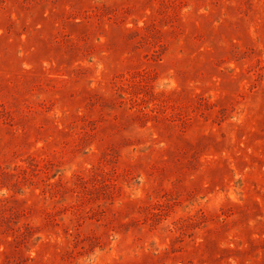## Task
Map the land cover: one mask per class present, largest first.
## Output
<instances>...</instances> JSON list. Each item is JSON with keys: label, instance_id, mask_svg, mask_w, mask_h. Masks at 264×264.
I'll return each instance as SVG.
<instances>
[{"label": "rangeland", "instance_id": "rangeland-1", "mask_svg": "<svg viewBox=\"0 0 264 264\" xmlns=\"http://www.w3.org/2000/svg\"><path fill=\"white\" fill-rule=\"evenodd\" d=\"M0 264H264V0H0Z\"/></svg>", "mask_w": 264, "mask_h": 264}]
</instances>
